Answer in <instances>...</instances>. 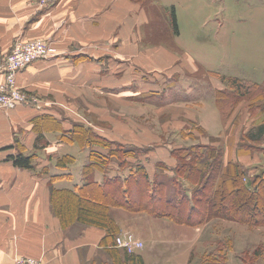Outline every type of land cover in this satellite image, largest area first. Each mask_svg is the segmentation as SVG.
<instances>
[{"label": "crops", "instance_id": "obj_1", "mask_svg": "<svg viewBox=\"0 0 264 264\" xmlns=\"http://www.w3.org/2000/svg\"><path fill=\"white\" fill-rule=\"evenodd\" d=\"M250 1L241 24L218 22L223 38L230 32L243 35L231 34L230 40L222 41L209 64L180 36L179 15L182 9L188 15L195 12L192 0H0V55L8 53L18 38L43 37L51 47L47 58L34 61L17 76V85L34 98L31 103L0 104V264H15L18 255L43 264L193 263L200 233L189 232L201 227L191 229L167 216L128 209L125 193L128 185L138 190L140 178L153 182L158 163L176 165L172 151L191 139L185 135L191 122L223 139L233 121L216 101V91L226 87L222 75L264 83V0ZM165 35L170 44L158 42ZM229 47L234 57L236 49H244L241 57L249 62L248 68L239 65L240 73L215 69L218 56H229ZM201 69L209 74L211 88L202 90L204 83L193 78ZM175 74L180 75L183 90L161 91L158 80L166 83L177 78ZM3 79L0 71V82ZM184 79L194 86L191 90ZM174 90L181 97H170ZM242 106L240 102L237 108ZM246 121L242 126L248 129L252 123ZM76 123L113 142L153 146L144 159L139 158L148 179L137 167L105 164L94 168L93 179L86 178L83 171L91 153L102 156L106 151L104 146H82L73 139ZM40 134L45 136L40 143L47 140L44 147L35 146ZM240 138L236 135L233 146L226 148L225 164L229 160L250 167L264 164V139L250 141L256 145L250 151L239 146L245 142ZM23 147L24 153L34 154L35 168L16 166L9 157ZM165 172L166 178L173 177L170 168ZM168 189L169 194L175 191ZM78 200L102 208L106 215L102 220L110 216L116 234L80 220ZM128 233L145 244L133 252L135 258L115 242Z\"/></svg>", "mask_w": 264, "mask_h": 264}, {"label": "rangeland", "instance_id": "obj_2", "mask_svg": "<svg viewBox=\"0 0 264 264\" xmlns=\"http://www.w3.org/2000/svg\"><path fill=\"white\" fill-rule=\"evenodd\" d=\"M248 4H251L250 0H192V11L195 12H192L191 15H188V12L185 9H182L181 14L179 15L181 39L191 45L189 49L193 54H196L198 58H200V60L214 62L216 56L218 55L216 51L218 50V46L221 45L222 41L230 40L231 34L233 36L238 34L239 38H241V36L243 35V33L241 32H230L228 33L227 39L223 38V34H220L218 31V22L226 20L227 22H229V25H234V23L241 24L243 21H239V19L245 18L247 16L246 9ZM199 10L201 11L200 14ZM231 20H233V23H231ZM204 21L207 25L203 24ZM231 30L235 29L232 28ZM38 38L43 37H32L31 39L37 40ZM158 42L166 44L171 43L170 38L167 35H165L163 38L161 37ZM242 50L244 49H236L235 51L237 54L234 57L233 50L229 47L227 50L229 56H226L224 54L222 56H218L214 64L215 69L220 71L219 68H222L226 71L240 73L241 71L236 69L239 65L248 68L249 62L242 59L241 57V55H243ZM195 60L203 67V69L207 70V68L204 67L197 58H195ZM218 61L219 64L217 63ZM229 62L234 63L235 65L231 67V64ZM203 69L195 73L194 76L197 77H192L199 82L204 83L202 84L201 89H208L212 87V84L207 80V78H209V74L206 76ZM175 76L177 78H174L173 80H165L167 84L163 83L161 79L158 80V83H160L161 91L166 89H176L178 87L180 90H183L182 87H180L181 85H178V78H180V75L175 74ZM248 82L255 85H252L248 92L243 93L241 91L240 95L236 96V99L227 100V103L223 108L225 117L231 118L233 121L231 126L222 134V137L224 136L223 139L208 135L202 127L196 125V123L194 122H191L192 125L189 126L188 129H186L188 131V134H185L186 137L189 136L191 137V139L184 140V142L179 144V146L174 147L172 151L173 156L176 159V164L180 163L181 158H184L186 161H188L189 159H191V155L194 153H204V158L209 159L211 155L209 150H214L216 156H218L219 152H222L221 159L224 163V166L229 169L228 164L230 162H238L242 164L241 162L234 160H229V162L225 164L224 161L226 148L233 146L236 135L239 134V136H241L240 140L245 141L244 143H240L239 146L247 148L250 151V147H256V145L253 144H251V146L249 144L250 141H260L264 139V135L256 136L258 128L262 124H264V84L252 81ZM184 84L186 85V88H189L190 90L194 87L193 85H191L192 83H188V81L186 80L184 81ZM225 85L227 86L226 83ZM27 92L30 91L28 90ZM173 96L181 97L180 94L176 95V91L174 94L170 95V97ZM240 102H242L243 106L241 108H237ZM161 115L162 118L165 117V119H167V114ZM168 118L172 117L168 116ZM244 121H246L247 124L252 123L251 127L247 129L245 126H242ZM195 126L197 131L194 130ZM159 130H161L160 127ZM181 141L183 140L178 139L176 142ZM109 146L104 147L106 154L102 155L100 158L98 157V162L101 164H105L106 167L109 166L116 169H129L130 167L136 168L142 161L139 158L144 159L145 154L153 148V146H138L128 143H121V145L110 144ZM207 146L210 147V149H207ZM242 165L248 168L247 170L250 171L251 175L257 173L258 171H264V164H259L256 167L254 166L255 168L247 166L245 164ZM156 168L157 175L155 180L161 181L165 186V190L159 192V194L163 197L160 204L166 205L164 195L165 192L167 194L169 193L168 187L175 188V191H172L174 196L177 195L180 197V195L182 196L183 194H187L186 200L187 202L189 201L190 204L193 203L194 195L195 198L198 197L196 196V194H193L194 189L196 187H200L198 185L201 179H198L197 175H194L193 177H191V179L185 178V184L183 187L179 185L180 182H174L172 178H166V175L168 174H166V169H164L163 166H156ZM244 180L246 181L248 180V178H244ZM174 184H176V186ZM150 190L151 189L149 187L148 192L146 191L141 195L143 197L142 200L147 201L150 199ZM206 193H211L210 188L206 190ZM173 194H170V196L174 197ZM128 196H130L132 200L130 192ZM137 204L142 203L137 202ZM169 207L172 208L171 205H169L168 208ZM251 211L254 212V210L252 209ZM150 214L156 215L155 213L151 212ZM177 224H182V226L187 225L183 223ZM187 226H190L191 229L192 227H201V230L199 232H195L194 230L189 232L190 236H194L195 233H200V239L194 246L193 259L191 261L193 263L191 264H204L206 261L208 263L212 262V264H264V224L251 225L249 223L226 219L210 213V217L205 223L197 226ZM181 231L183 230H179L178 228H176L177 233H182ZM186 233H188V231H186ZM125 238L128 240L133 239L135 241H141V239H138L134 233H128ZM220 241L221 243H219ZM144 245L145 244H143L142 247ZM142 247H139L137 249H141ZM256 251L258 254L256 253ZM209 254H212V256H208ZM19 257L20 256L18 255L14 258L15 264H19Z\"/></svg>", "mask_w": 264, "mask_h": 264}, {"label": "trees", "instance_id": "obj_3", "mask_svg": "<svg viewBox=\"0 0 264 264\" xmlns=\"http://www.w3.org/2000/svg\"><path fill=\"white\" fill-rule=\"evenodd\" d=\"M172 18L174 29L177 33V16L174 8H172ZM222 79L226 82L227 86L225 89L216 91V101L222 108L225 107L227 100L236 99V96L240 95L241 91L243 93L248 92L252 85H255L236 76L222 75ZM263 135L264 124L258 128L256 136ZM43 138H45L44 135H38L35 143L36 147H44L46 145L47 140L40 143ZM72 138L79 141L82 146H91L94 144L104 147H108L110 144L121 145V143H115L100 136L92 128L77 123L72 128ZM16 140V143L19 142L18 139ZM206 148L210 149L208 146ZM24 149L23 147L22 150H18L16 154H11L9 157L16 166L35 168L34 154L24 153ZM209 151L211 154L209 159L204 158V153H194L188 161L181 158L180 163L170 168L173 170L172 180L174 182H180V186L184 187L185 178L191 179V177L197 175L198 179H201L198 185L200 187H196L193 191V194L198 196L195 198L194 195L193 203L190 204L189 201L187 202L186 192V195L183 194L182 196L180 195V197L177 195L171 197L169 193L167 194L165 192L164 198L166 205L163 204L162 206L160 202L163 197L159 192L165 190V186L161 181H156L154 177L153 182H148L145 181L144 178H140V180L137 181L138 190L135 188L132 189L129 185L127 186V191L124 193L128 196L130 192L132 200L130 196L127 197L125 203L126 207L136 211H150L156 215L167 216L177 223L193 226L201 225L208 221L210 213L226 219L249 223L251 225L264 224V171H258L251 175L250 171L247 170L248 168L238 162H230L228 164L229 169H227L221 159L222 152H219L218 156H216L214 150ZM98 157L100 158L101 156H98L94 152L91 153L90 162L84 166L83 172L86 178L93 179L90 174H92L94 168L98 166V164H101L98 162ZM67 159V162L73 161L72 158ZM157 166H163L164 169H169L165 163L160 162ZM137 169L138 172H142L143 177L148 179L145 165L139 164ZM244 178H248V180L245 181ZM174 185L176 186V184ZM149 187L151 189L149 191L151 196L150 199L147 201L142 200L143 197L141 195L146 191L148 192ZM209 188L211 193H206V190ZM78 201L79 207L77 209V216L80 220L106 228L110 234H116L117 225L114 220L110 216L102 220L103 218L101 217L105 215L102 208H99L97 205L91 206L89 203H84L80 200ZM137 202L142 204H137ZM169 205H171L172 208H168ZM251 209L254 210V212H252ZM219 243H221V241ZM128 256L130 258H135L133 252H128ZM208 256H212V254ZM141 263L144 264L143 261H141ZM204 264H212V262L208 263L206 261Z\"/></svg>", "mask_w": 264, "mask_h": 264}, {"label": "built area", "instance_id": "obj_4", "mask_svg": "<svg viewBox=\"0 0 264 264\" xmlns=\"http://www.w3.org/2000/svg\"><path fill=\"white\" fill-rule=\"evenodd\" d=\"M53 1L42 0L43 3ZM50 50V44L45 38L37 40L18 38L8 53L0 55V71L4 75V79L0 82V104L10 107L17 103H31L34 98L17 85V76L29 64L47 58ZM116 243L128 252H134L144 244L143 241L128 240L121 235L116 237ZM18 259L19 264H43L40 259L31 256L22 255Z\"/></svg>", "mask_w": 264, "mask_h": 264}]
</instances>
